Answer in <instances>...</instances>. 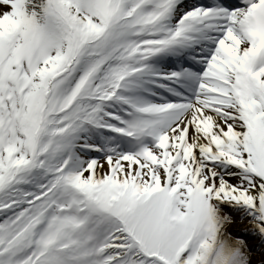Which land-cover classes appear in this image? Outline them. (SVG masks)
<instances>
[{"label":"snow or ice","instance_id":"6c2138e0","mask_svg":"<svg viewBox=\"0 0 264 264\" xmlns=\"http://www.w3.org/2000/svg\"><path fill=\"white\" fill-rule=\"evenodd\" d=\"M0 264H264V0H0Z\"/></svg>","mask_w":264,"mask_h":264}]
</instances>
